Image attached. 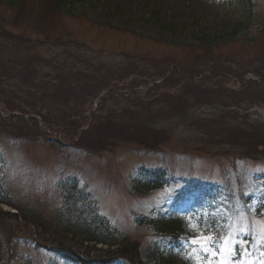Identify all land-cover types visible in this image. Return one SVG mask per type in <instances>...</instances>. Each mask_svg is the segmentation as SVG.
<instances>
[{
  "label": "rangeland",
  "instance_id": "1",
  "mask_svg": "<svg viewBox=\"0 0 264 264\" xmlns=\"http://www.w3.org/2000/svg\"><path fill=\"white\" fill-rule=\"evenodd\" d=\"M4 1L0 62L15 60L21 70L27 56L36 57L29 63L39 83L58 82L59 71L73 76L75 96L78 85L85 88L76 101L54 103L50 127L0 117V199L24 215L0 210V264H74L67 251L92 258L88 232L102 235L104 218L143 264H157L156 256L262 264L264 91L255 82L239 89L229 76L264 70V0L251 7L242 0H63L64 12L54 0L48 11L49 0H25L22 10ZM13 75L0 82L1 109L3 98L23 108L34 101L26 93L32 85ZM82 127L88 130L74 141ZM218 196L223 205L211 213L224 227L211 237L216 247L202 248L191 241L211 236L204 217ZM162 217L165 227L178 225L182 247H165L146 224ZM43 238L55 240L54 251L39 245ZM114 244L96 245L105 249L100 264H124L112 252L123 245Z\"/></svg>",
  "mask_w": 264,
  "mask_h": 264
},
{
  "label": "trees",
  "instance_id": "2",
  "mask_svg": "<svg viewBox=\"0 0 264 264\" xmlns=\"http://www.w3.org/2000/svg\"><path fill=\"white\" fill-rule=\"evenodd\" d=\"M2 1H4V0H2ZM4 2L11 4L14 8H18V10H22L25 0H7V1H4ZM52 2H53V0H49L48 3L43 5L44 11L45 10L46 11L54 10L52 5H51ZM54 2H55V4L57 6L61 7V10H62V8L64 9L65 2L63 0H54ZM238 30H239V28H236V30L234 29V32L236 33V32H238ZM18 44L19 43H15V45L13 44L11 46V48L15 49V50H18V48L20 47V44L19 45ZM27 44L28 43L26 42V44H22V45H26L27 47L29 45H34V43H31L29 45H27ZM26 59H27L26 62L24 64H22L23 67H22L21 70H15V63H17L15 60L7 58L6 60L1 61L0 62V82L3 79L4 80L5 79H9V77H7V76H11V75L14 74L13 77H17L18 81L24 82V83H27V84L30 83V85H32L28 89H26V93H27L28 98L33 97L32 100H34V101H32L28 105L27 108H23L16 101H10V100H12L10 98H3V104L5 106H2V107L4 109L10 110V111L17 110V111H19L21 113H34V114H37V115L40 116V118H42L43 122L45 124L49 125L48 127H50L51 123H49V121H47V120L50 119L49 118L50 117L49 110L51 109L52 111H56V110L59 109V107L54 105V103H57L60 106L61 104H66L70 99H75V101L78 100V97L81 94L80 90L82 88H85V87L84 86L80 87L78 85L77 88H79V90L76 93L78 96L77 95L75 96L74 95V93H75L74 88L69 85L70 82H72V77L73 76H69V75L68 76L67 75L63 76V75H61V73H59V71H55V74L53 76L54 78L58 79V82L50 83V80H49L48 82L45 81V82H40L39 83L40 80L37 77L38 71H34L33 70V66H30L31 63H29V61L31 59L38 60V58H36V57H28L27 56ZM48 64L49 63H47L45 65H48ZM259 73H264V70L258 71V74ZM69 74H71V73H69ZM116 82H118L120 84L121 80L120 81L116 80ZM118 83H115L114 81H112V82H110L109 87H107V88H109L112 91V89L117 88ZM95 85H97V84H95ZM95 85L93 87L90 86L88 88H90V90H91V88L96 87ZM192 85H194V84H192ZM58 87H60V88H58ZM77 88H76V90H77ZM85 95L86 94H83V97L81 96L83 98V100L86 99ZM1 120H5L8 123H12L13 125L16 124L17 126H20V124H24V120L25 119H21V118H19L17 116H13V117H9L8 119H1ZM25 121H29L30 122V123H28V124H30L28 126L36 125V123H37L36 121H33L31 119L30 120H25ZM98 129H96L95 131L91 130L90 135L95 134V132L97 134V132L99 131ZM103 131L104 130H102V132ZM110 131H112V127L111 126L109 127L107 132L105 131V135L113 134ZM95 135H93V136H95ZM107 139H109V138H107ZM100 240H104L103 242H106V243H108L110 245L113 242V241H111L112 239L110 237H108V236L106 237V239H100ZM123 244H125V243H123ZM134 250H135V248L133 246L126 244V245H123L122 247H120L119 251H121L122 256H125V257H127L128 259L131 260L133 257H137V258L139 257L138 254H136ZM138 264H139V261H138Z\"/></svg>",
  "mask_w": 264,
  "mask_h": 264
},
{
  "label": "snow or ice",
  "instance_id": "3",
  "mask_svg": "<svg viewBox=\"0 0 264 264\" xmlns=\"http://www.w3.org/2000/svg\"><path fill=\"white\" fill-rule=\"evenodd\" d=\"M190 226L193 228L196 227L192 225ZM191 243L200 244L202 248H208L209 246L216 247L215 241L211 237H208V236H201L199 237V239L192 240ZM217 251H219V249H217ZM262 264H264V262H262Z\"/></svg>",
  "mask_w": 264,
  "mask_h": 264
}]
</instances>
